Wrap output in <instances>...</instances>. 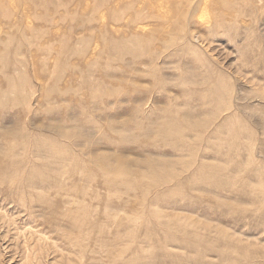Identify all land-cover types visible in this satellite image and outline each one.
I'll return each mask as SVG.
<instances>
[{
  "label": "rangeland",
  "instance_id": "obj_1",
  "mask_svg": "<svg viewBox=\"0 0 264 264\" xmlns=\"http://www.w3.org/2000/svg\"><path fill=\"white\" fill-rule=\"evenodd\" d=\"M152 51L161 57L155 70L146 75L132 72L142 69L139 62ZM164 59L165 66L160 62ZM186 71L190 81L199 84L206 77L209 83H188ZM217 84L228 88L229 102L239 108L236 123H229L221 139L226 149L219 159L230 168L220 181L205 184L180 167L179 181L159 189L179 183L184 189L177 196L180 203L236 204L241 212L229 219L249 218L241 222L247 225L245 234L261 241L264 0H0V146L20 155H0V264H149L130 253L118 257L121 247L107 246L112 238L103 234L105 224L97 215L108 201L117 204L128 196L105 189L100 178L89 180V173L71 176L64 184L63 196L77 192L78 204L72 207L75 227L61 222L57 231L52 217L40 216L38 196L22 190L21 184L31 179L39 184L36 176L42 171H31L33 165L41 168L52 160L37 151L33 138L50 139L69 149L67 159H80L73 142L56 134V126L98 131L94 139L79 137L74 142L96 143L94 149L134 164L145 152H169L173 145L143 138L124 142L125 136L142 137L147 129L129 124L119 134L109 125H123L141 100L147 101L142 111L149 115L141 111L135 121L156 119L158 106L185 115L192 106L200 107L197 90L207 93L210 106L200 108L209 112L219 98ZM221 114L219 122L230 115ZM204 146L187 158L190 164ZM66 165L70 174L78 168L70 160ZM192 179L197 185L190 189ZM254 242L256 254L263 255L264 246ZM226 255L210 256L211 264H226Z\"/></svg>",
  "mask_w": 264,
  "mask_h": 264
},
{
  "label": "bare ground",
  "instance_id": "obj_2",
  "mask_svg": "<svg viewBox=\"0 0 264 264\" xmlns=\"http://www.w3.org/2000/svg\"><path fill=\"white\" fill-rule=\"evenodd\" d=\"M160 58L156 52L152 51L146 61L139 62V65L145 69L143 67L141 70L133 69L132 72L149 74L155 70L156 62H159ZM160 62L164 66L167 65L165 59ZM185 73L184 78L192 85L202 86L209 83L206 77L199 84L194 79L190 81L187 71ZM227 89L222 84L216 85L215 94L218 93L219 98L217 96L215 104H211L213 107L209 112L202 111L200 108L210 106L207 103L209 98L207 93L197 90L199 96L196 102H199L200 107L192 106L189 113L179 116L178 111L176 113L169 108H159L158 106L159 113L156 119L148 118L142 122L134 119L139 118L138 115L147 105V101L135 102L137 106L130 113L131 117H128L123 125H109L110 128L123 134L127 126L132 124L138 129L147 130L142 137L125 136L122 138L124 142L143 138L144 140L153 139V142L156 141V143L169 142L173 146L169 152H145L141 160L134 164L120 162L118 158H113L114 154L94 149L93 145L96 143L74 142L79 137L94 139L97 137L98 131L84 133L78 126L68 128L57 125L56 134L62 139L72 141V146L78 149L82 160L74 155L67 159L66 153L69 152V149H63L50 139L34 137L33 141L37 151L42 153L45 159L52 161L46 165L42 164L41 168L33 165L31 171L37 169L42 171L36 176L40 183H36L34 179L28 180V185L21 184L22 190L28 189L31 194L38 196L39 207L42 209L40 216L45 219L52 217L57 231L62 227L61 222L67 221L74 227L78 224L77 217L72 210V207L78 204L77 192L76 194L72 192L70 195H62L64 194L62 192L65 191L64 184L67 178L71 176L80 178L83 174L89 173V180L94 181L100 178L105 189H117L114 192L115 195L127 194L128 198H119L117 204L108 201L103 212L97 215L98 219L105 224L103 234L112 238L107 246L115 249L121 247L116 253L118 257L130 253L136 261L144 260L149 264L150 262L152 264L157 262L160 264H185L186 261L188 264H211L210 256L223 258L228 254L226 255L228 260H225L226 264L232 261L250 264L263 263L264 253L262 252L263 255L256 254L257 244L254 241L264 246V240L260 241L245 234L248 230L247 225L244 226L241 223L250 219L246 217L242 220L229 219L231 215L241 212L236 204L224 202L203 206L180 203L177 196L184 193L182 185L175 183L172 187L159 189L160 186L179 181L180 167L184 170L190 169L192 178L201 177L205 180V184H212L211 182L215 180L220 181L224 176L222 172H226L230 168L219 159L226 149L222 146L221 139L223 131L236 123L235 111L239 108L229 102ZM224 107H226L225 110H223ZM225 111L230 115L224 121L219 122L221 113ZM142 113L145 116L149 115L146 109ZM216 121L219 123L217 124ZM229 123L231 124L229 125ZM204 133L207 134L204 135ZM232 135L233 131L229 132V136ZM27 138L29 137L27 136ZM201 145H206L203 148V153L194 164H190L187 158L195 155ZM10 150L0 146V155L20 157L13 151L12 154ZM227 150L232 149L229 147ZM67 160L78 167L76 170L70 171L71 174L67 169ZM193 179L187 184L190 189L197 185L193 183ZM153 189L156 191L150 196ZM61 197H65V199ZM214 198L217 201L221 200L219 195H215ZM139 199L142 201L138 202ZM56 200L59 202H55ZM55 207L57 209L60 207L63 210L58 212ZM106 252L110 256H114L112 252Z\"/></svg>",
  "mask_w": 264,
  "mask_h": 264
}]
</instances>
